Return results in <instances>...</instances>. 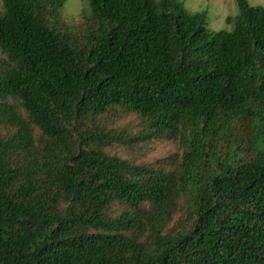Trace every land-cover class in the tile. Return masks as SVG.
Masks as SVG:
<instances>
[{
    "label": "trees",
    "instance_id": "obj_1",
    "mask_svg": "<svg viewBox=\"0 0 264 264\" xmlns=\"http://www.w3.org/2000/svg\"><path fill=\"white\" fill-rule=\"evenodd\" d=\"M65 2L1 0L0 264H264V6Z\"/></svg>",
    "mask_w": 264,
    "mask_h": 264
},
{
    "label": "rangeland",
    "instance_id": "obj_2",
    "mask_svg": "<svg viewBox=\"0 0 264 264\" xmlns=\"http://www.w3.org/2000/svg\"><path fill=\"white\" fill-rule=\"evenodd\" d=\"M252 5H263L264 0H248ZM185 6L190 11L206 10L207 25L212 30H230L233 23L227 20V17H233L237 13L235 0H184ZM0 0V10H1ZM88 10L87 0H66L62 14L65 20L71 26L80 25L83 21V15ZM77 34H81V31ZM135 127L137 120L134 116H128L121 123ZM180 150V144L172 140H150L146 144H139L132 151L127 150L124 146L115 145L112 151L121 157L133 156L139 163L154 162L162 157L171 155ZM181 218H186V213H181L174 218L179 221Z\"/></svg>",
    "mask_w": 264,
    "mask_h": 264
}]
</instances>
